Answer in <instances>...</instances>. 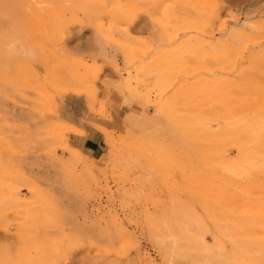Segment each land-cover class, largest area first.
I'll return each mask as SVG.
<instances>
[{
  "label": "rangeland",
  "instance_id": "374dc122",
  "mask_svg": "<svg viewBox=\"0 0 264 264\" xmlns=\"http://www.w3.org/2000/svg\"><path fill=\"white\" fill-rule=\"evenodd\" d=\"M29 1L0 0V264H264V0Z\"/></svg>",
  "mask_w": 264,
  "mask_h": 264
},
{
  "label": "crops",
  "instance_id": "0c3cea01",
  "mask_svg": "<svg viewBox=\"0 0 264 264\" xmlns=\"http://www.w3.org/2000/svg\"><path fill=\"white\" fill-rule=\"evenodd\" d=\"M77 100L79 99L77 96H70L68 100ZM119 109V108H118ZM87 118L90 122V126L88 123H80L79 118ZM72 118L75 120L74 124L79 129H82L84 134H70V139L73 144L79 148L84 150L85 152H93L97 148L98 141L101 138L100 132L94 128V126L102 127L108 131H120L122 130V119H123V111L115 110L110 112V114L106 118L95 117L93 115H89L86 113H81L79 110L74 112V116Z\"/></svg>",
  "mask_w": 264,
  "mask_h": 264
},
{
  "label": "bare ground",
  "instance_id": "6f19581e",
  "mask_svg": "<svg viewBox=\"0 0 264 264\" xmlns=\"http://www.w3.org/2000/svg\"><path fill=\"white\" fill-rule=\"evenodd\" d=\"M30 1H34V0H30ZM30 1H29V2H30ZM154 7H155V6H154ZM131 19H132V18H131ZM9 37H10V36H9ZM7 38H8V37H7ZM7 38H6V39H7ZM239 129H240V128H239ZM232 131H233V130H232ZM228 132H229V131H228ZM229 133H231V131H230ZM225 141H226V140H225ZM232 141H233V140H232ZM230 143H231V142H230ZM256 151H257V150H256ZM223 156H224V155H223ZM235 172H236V171H235ZM246 176H247V175H246ZM223 181H224V180H223ZM229 185H230V184H229ZM236 188H237V187H236ZM258 188H259V187H258ZM243 192H244V191H243ZM247 253H248V252H247Z\"/></svg>",
  "mask_w": 264,
  "mask_h": 264
}]
</instances>
